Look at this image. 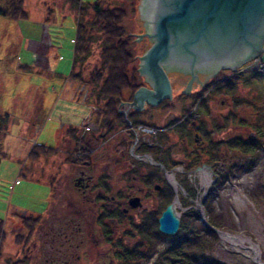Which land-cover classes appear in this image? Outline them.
Returning a JSON list of instances; mask_svg holds the SVG:
<instances>
[{
  "label": "rangeland",
  "instance_id": "obj_1",
  "mask_svg": "<svg viewBox=\"0 0 264 264\" xmlns=\"http://www.w3.org/2000/svg\"><path fill=\"white\" fill-rule=\"evenodd\" d=\"M139 2L135 1V10L125 20L129 32L135 33L131 36L136 69L140 62L138 56L150 45L144 34L139 40L135 39L144 32L135 18ZM119 4L120 0H110L109 5ZM24 7L26 19L15 20L0 15V114L7 113L9 119L8 130L3 137L0 135V146L7 152L0 160V218L4 220L5 230L0 244V264H61V261L63 264H121L119 255L127 248L140 251L139 257L135 258L141 264H168L170 257L164 255V249L174 241L179 228L174 234L152 233L160 214L159 207L161 205L162 210L166 204L163 201L169 199L168 187L172 198L176 193L174 205L181 225L195 223L203 228L207 256L221 264H264V42L260 55L245 60L234 70L228 68L224 73L240 71V76L233 79L236 82L233 89L223 87L207 97L206 125L213 130L209 131L206 140H213V146L209 147L216 148V157L221 162L214 170H195L192 164L187 165L189 159H168L164 156L165 151L161 156L159 148L147 149L142 154L134 149L139 143L159 142L155 129L150 133L140 132L135 126L131 129V124L135 123H128L122 124L114 135L97 136L95 108L92 104L89 108L83 102H86L87 87L83 85V89L80 83L73 81L79 100L72 97L70 83L65 84L61 93L62 82L57 77L32 68L34 58L30 49H37V46L27 45L31 42L29 38L42 39L40 23L43 18H40L44 15V19L49 20L55 10L53 21L45 25V32L60 57L56 71L61 78H68L78 6L67 0H24ZM41 8L44 14H39ZM94 50L87 68L96 59L97 50ZM210 76L214 75L209 74L207 79ZM247 77H251L250 81ZM141 80L138 78V82ZM181 88L180 84L175 85L172 94ZM196 88L200 89L199 86ZM123 94L128 93L124 91ZM192 100L194 106L199 105L198 98ZM174 108L178 110V104ZM161 110V106H154L158 117L159 114L162 117ZM152 111L151 108L137 111L135 118L139 119V115L147 118ZM146 121L152 126L151 120ZM23 124L25 129L21 128ZM63 124H79L77 128L84 137L77 139L73 146L60 147L61 135L68 127ZM252 127L256 131L259 129L260 135L255 134ZM86 133L94 134L95 138L87 139ZM249 135L254 138L257 135L258 143L252 144L253 152L242 147L243 140ZM166 138L170 143L163 150L166 147L169 148L167 151L173 152L192 149L191 143L179 146L173 132H168ZM86 139L91 148L90 163H74V157L82 156L76 152ZM34 145L38 151L46 149L43 155L31 161L28 153ZM111 154H116L113 161L109 157ZM162 159L165 161L160 166L156 160ZM152 169L155 173L150 175ZM80 170L93 176L107 171L109 183L113 181L108 192L118 198L131 192L130 177L138 175L141 205L124 215L126 221H123L124 216H119L115 226L108 217L105 218L106 231H103L99 222L102 218L98 217L101 205L97 202L92 208L87 207L74 185V177ZM122 171L126 173H120L117 181V173ZM168 174L172 178H168ZM219 176L222 178L211 189ZM156 184L163 187V194H159L161 188H154ZM78 201L84 207L77 206L80 210L76 211ZM204 210H207L206 215ZM192 212L198 217L193 218ZM28 214L40 218L26 237L21 216ZM202 215L206 222L210 219L213 226L226 235L209 228ZM145 216L151 236L149 240L145 239L147 244L136 229ZM71 219L79 222V230ZM17 233L24 235L19 241H16Z\"/></svg>",
  "mask_w": 264,
  "mask_h": 264
},
{
  "label": "trees",
  "instance_id": "obj_2",
  "mask_svg": "<svg viewBox=\"0 0 264 264\" xmlns=\"http://www.w3.org/2000/svg\"><path fill=\"white\" fill-rule=\"evenodd\" d=\"M67 1L73 6H78L72 67L69 77L74 82L80 83L83 89L85 86L87 87L88 94H86V102H83L88 107L92 104L95 108L94 123L97 126L96 130H98L97 136H109L122 124L128 125V123L136 124L139 122L138 119L133 118V113H127L123 116L117 109L120 101L124 99L123 92L127 91L128 97L130 98L133 91L139 86L133 37L125 22V20L129 19V13L135 10L134 4L136 0H120L119 5L112 6L109 5L110 0H93L92 2L81 0ZM87 12H90V14H86ZM0 15L15 20L26 19L27 10L24 7V0H0ZM93 43H95L94 46ZM94 48L97 50L96 59L87 68L86 64L90 62L95 51ZM249 78L251 79V77H247L246 79L250 81ZM223 87L227 90L233 89L230 88L231 84L229 81H225ZM259 90L261 93L263 92L261 88ZM8 124L9 119H7V113L0 114V135L2 137L8 130ZM76 129L68 125L66 132L69 136H74V138H83L82 132L80 133L78 131L76 133ZM252 129L255 134L260 135L261 131L259 129L257 131L253 127ZM256 136L254 138V135H249L247 139L243 140L242 147H244L243 149L245 151L253 152L252 144L255 142L258 143ZM87 137V139H94L95 135L92 134L90 136L87 134ZM87 139L79 147V150L83 154L86 150H91L88 146L90 143ZM35 146L28 153L31 161L39 155H43L42 152L44 153L46 149L44 148V150L38 151ZM6 155L7 152L0 146V160ZM90 155L91 152L89 151L81 157H74L73 162L78 163L83 161L85 164H89ZM221 178L222 176H219V179L212 184L211 189ZM145 180L147 179L145 178ZM168 189L170 190V192L167 191L169 199L163 201L166 204L172 198L171 189L169 187ZM163 191L162 187L159 194H163ZM209 193H211L210 190ZM161 207L160 205V211ZM204 213L206 215L207 210H204ZM190 215L193 218L195 216L198 217L197 213L194 214V212L190 213ZM39 218V215L34 216L31 214L21 216V225L27 230L26 237L30 235L35 225L38 224ZM146 218L148 217L145 216L143 221L139 223V226L136 227L145 244H147L146 240L151 238ZM208 223L213 225L210 219H208ZM3 225L4 220L0 218V244L5 233ZM152 233H160L157 228V223ZM22 236L24 235L17 233L16 241H19V238ZM206 240L205 232L200 225L195 223L181 225L180 223L179 231L175 235L174 241L164 249V255L170 257L168 264H221L215 258H211L205 253L204 245ZM139 252L137 248L125 249L123 254L119 255L122 260L121 264H141L135 258L136 256L139 257ZM152 264H156V262Z\"/></svg>",
  "mask_w": 264,
  "mask_h": 264
},
{
  "label": "water",
  "instance_id": "obj_3",
  "mask_svg": "<svg viewBox=\"0 0 264 264\" xmlns=\"http://www.w3.org/2000/svg\"><path fill=\"white\" fill-rule=\"evenodd\" d=\"M136 19L143 26L150 46L138 56L137 71L145 76L150 87L138 86L126 103L135 110L145 102L157 104L170 97L171 88L166 70L175 69L194 75L196 71L211 74L220 68L234 70L245 60L261 54L264 42V0H140ZM135 34V33H131ZM136 56V55H135ZM125 113V111H124ZM205 164L194 169L201 170ZM154 185V188H159ZM173 198L157 217V228L174 234L180 224ZM131 206L141 205L137 196L128 200ZM204 220V215H202ZM212 230L224 235L204 220ZM226 235V234H225Z\"/></svg>",
  "mask_w": 264,
  "mask_h": 264
},
{
  "label": "flooded vegetation",
  "instance_id": "obj_4",
  "mask_svg": "<svg viewBox=\"0 0 264 264\" xmlns=\"http://www.w3.org/2000/svg\"><path fill=\"white\" fill-rule=\"evenodd\" d=\"M149 39V38H148ZM150 40V39H149ZM151 44V41H150ZM150 46V45H149ZM228 68H220L217 72H215L211 78L209 76V72L205 71H196L194 75H191V73H186L183 71L170 69L166 70L167 77L169 79L170 88H171V96L162 98L161 101H159L157 104H151L145 102L139 110H135L133 108L128 107L126 103H123L120 105V107H117L118 111L121 112L123 116H125L127 113H133V118H135V114L137 111L142 112L143 110H147L151 108L153 111L148 115L147 118L140 117L139 115V122L137 123H146L151 120V125L155 127V134H159V142H146V143H139V145H136L134 149L139 151V154L144 153L145 150L150 148H159V152L161 153V156H163V152L165 153L164 156L168 159H189L187 162V165L189 166L192 164L193 168L198 165H207L203 166V169H211L214 170V167L216 165H219L221 162L220 159H218L216 148H210L209 146H213L212 142L213 140H206L207 135L209 134V128H207L206 122L208 118V107H206L207 97H209L213 92L217 90L223 89V83L226 81H229L231 84L230 88H234L236 85V82L233 80L234 78L239 77L240 71H237L233 74H224ZM239 69V68H238ZM233 78H232V77ZM139 78H142L141 81H139V86H146L150 87L149 81L145 78L144 75L139 74ZM143 81V82H142ZM181 85L182 88L178 91L176 90L174 94L173 88L175 85ZM210 84V85H209ZM195 85V87H194ZM196 86H199L200 89L196 88ZM203 88V90H202ZM124 99L122 101L128 102L131 100L132 96L129 98L128 94H125L123 97ZM197 99L199 101V105L193 104L192 99ZM121 102V101H120ZM192 102V103H191ZM178 104L179 109L175 110L174 106ZM193 104V106H192ZM119 106V105H118ZM154 106H161L162 107V117H159L157 113L154 111ZM181 109V110H180ZM125 111V113H124ZM146 119V120H144ZM149 124V123H146ZM238 124V123H237ZM133 125L131 124V129L133 130ZM239 126V125H238ZM120 128V127H119ZM118 128V129H119ZM117 129V130H118ZM115 130L112 132L109 136L114 135V133L117 131ZM168 132H173L174 136H176L175 141H179V146L191 143V150H177L176 152H173L171 149L167 151L168 144V138H166V134ZM165 135V139H164ZM234 139V137L232 138ZM239 137H237V140ZM166 147L165 150H163V147ZM116 154L109 155L110 160H114ZM175 155V156H174ZM176 156H179L180 158H176ZM222 158L224 157L221 152ZM157 164L160 166H163L165 159L162 160H156ZM167 162V161H166ZM165 165V164H164ZM191 168V167H190ZM154 169V167H153ZM151 170L149 173L150 175L154 174L155 171ZM165 170V168H163ZM120 173H126V171L118 172L116 176V180L118 181L120 179ZM103 175V176H102ZM107 175H110L107 171L99 174V176H93L92 174L86 173L83 170H80L79 173L74 177V185L76 189L79 191V195L84 199V203L87 204V207L92 208L93 205L99 204L101 205V210L99 211V218H102L100 220V225H103V231H106V222L103 221L105 218H109L113 225L115 226L117 224V221L119 220V216L122 217L126 215L128 212H131V210L138 208L139 206H131L128 202L129 198L131 196H137L140 199L139 196V176L136 174H132L130 177L131 183L133 184L130 188L131 192H126V196H122L121 198H118L114 193L108 192L110 190L109 186L113 185V181L109 183ZM165 182V181H164ZM94 186V187H92ZM160 186V184H159ZM167 186V185H166ZM143 187V186H142ZM140 186V188H142ZM159 188L156 189H160ZM74 202V201H73ZM141 202V201H140ZM76 203V202H75ZM83 206L82 202L79 201L76 204V211H79L80 208H77V206ZM123 221H126V217H122ZM72 224L76 225L75 227L79 230L80 225L78 221L70 220ZM139 226V223H138ZM102 227V226H101ZM67 262V261H66ZM61 264L63 262L61 261Z\"/></svg>",
  "mask_w": 264,
  "mask_h": 264
},
{
  "label": "crops",
  "instance_id": "obj_5",
  "mask_svg": "<svg viewBox=\"0 0 264 264\" xmlns=\"http://www.w3.org/2000/svg\"><path fill=\"white\" fill-rule=\"evenodd\" d=\"M40 10H41V12L39 14H44V9L41 8ZM53 14H55V10H53V13L51 14V17L49 20H45L44 15H42L41 18L39 17L40 19L43 18V21L40 23V28L42 30V39L40 40V39H38V37L37 38L36 37L29 38V40L31 42L28 43L27 45L29 46V44H31V46H32L34 44L35 46H37V49H36V47L33 50L30 49L32 56L34 58V60H32V62H31V66H32V68L34 67L37 69L45 70V72H47L52 77H57L56 79L57 80L59 79L62 82V85L60 88V91L62 90L61 93L63 92V87L65 86V84L70 83L69 88H70V92L72 94V97L76 100H79V97L77 95L78 93H76L77 85L73 82L72 79H70L69 76H68V78H65V77L61 78L60 73H58L56 71L57 67L59 65L57 63V61L60 59V57L58 55H56V48L57 47L55 45H53L52 42H50L48 35L45 32L46 23L48 24L49 22L53 21L52 20ZM29 40H27V42H29ZM71 67H72V63H71ZM86 123H89V120H87ZM64 125L68 126V124H63L62 126L65 127ZM78 125H71V126L77 128ZM21 128L25 129L26 126L23 124ZM78 131H80V129L78 130V128H77L76 133ZM61 136L63 139H62V144L60 145V147L73 146V143L76 142L77 139H80L79 137L74 138V136H69V134L65 131V128H64V133ZM90 136H91V134H90Z\"/></svg>",
  "mask_w": 264,
  "mask_h": 264
},
{
  "label": "built area",
  "instance_id": "obj_6",
  "mask_svg": "<svg viewBox=\"0 0 264 264\" xmlns=\"http://www.w3.org/2000/svg\"><path fill=\"white\" fill-rule=\"evenodd\" d=\"M134 126H135L136 130H137V131L140 130V132H147V133H150V132H153L154 129H155L154 126H150V125H148V124H144V123H136V124L133 125V128H134ZM89 151H91V150H86V151L84 152V154L88 153ZM76 153L79 154V155H84L81 151H78V152H76Z\"/></svg>",
  "mask_w": 264,
  "mask_h": 264
},
{
  "label": "bare ground",
  "instance_id": "obj_7",
  "mask_svg": "<svg viewBox=\"0 0 264 264\" xmlns=\"http://www.w3.org/2000/svg\"><path fill=\"white\" fill-rule=\"evenodd\" d=\"M167 177H168V178H172L170 174H168V176H167Z\"/></svg>",
  "mask_w": 264,
  "mask_h": 264
}]
</instances>
